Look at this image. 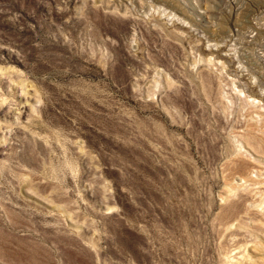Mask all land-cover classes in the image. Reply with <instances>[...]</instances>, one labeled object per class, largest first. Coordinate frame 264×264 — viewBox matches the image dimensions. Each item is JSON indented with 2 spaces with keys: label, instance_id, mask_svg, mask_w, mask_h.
<instances>
[{
  "label": "rangeland",
  "instance_id": "rangeland-1",
  "mask_svg": "<svg viewBox=\"0 0 264 264\" xmlns=\"http://www.w3.org/2000/svg\"><path fill=\"white\" fill-rule=\"evenodd\" d=\"M161 1L0 0V264H264V0Z\"/></svg>",
  "mask_w": 264,
  "mask_h": 264
},
{
  "label": "bare ground",
  "instance_id": "bare-ground-1",
  "mask_svg": "<svg viewBox=\"0 0 264 264\" xmlns=\"http://www.w3.org/2000/svg\"><path fill=\"white\" fill-rule=\"evenodd\" d=\"M157 2H162L161 0H157ZM170 16V15H169ZM206 50V49H205ZM203 51V50H202ZM213 51V50H212ZM209 52V55L211 56V54L213 55V52ZM223 51V50H222ZM225 51V50H224ZM215 54V52H214ZM223 54H220L216 52V59L218 61V63H220V65H223L222 68L225 66L227 67V65H225V63L228 61V62H232L230 58H227V57H222ZM207 57V56H206ZM206 59V58H205ZM204 59V60H205ZM253 95H257L255 92L252 93ZM251 94V95H252ZM254 100V99H253Z\"/></svg>",
  "mask_w": 264,
  "mask_h": 264
}]
</instances>
